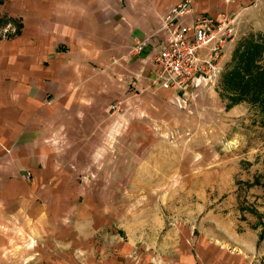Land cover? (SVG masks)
I'll use <instances>...</instances> for the list:
<instances>
[{"label": "crops", "instance_id": "crops-1", "mask_svg": "<svg viewBox=\"0 0 264 264\" xmlns=\"http://www.w3.org/2000/svg\"><path fill=\"white\" fill-rule=\"evenodd\" d=\"M180 1L0 0V238L8 229L32 238L28 264L64 263L73 252L60 244L112 223L102 192L124 189L129 147L187 125L151 68L162 18ZM257 2L190 0L175 29L196 13L241 15ZM199 90L216 105L212 90Z\"/></svg>", "mask_w": 264, "mask_h": 264}, {"label": "rangeland", "instance_id": "rangeland-1", "mask_svg": "<svg viewBox=\"0 0 264 264\" xmlns=\"http://www.w3.org/2000/svg\"><path fill=\"white\" fill-rule=\"evenodd\" d=\"M259 35L264 0L234 15L213 76L184 95L172 92L170 103L187 125L129 147L133 173L117 176L124 189L102 192L100 210L112 223L60 244L73 256L59 264H264V114L222 93L234 52ZM210 46L200 49L202 57ZM200 88L213 91L216 105L199 99ZM6 231L0 264L32 263L33 239Z\"/></svg>", "mask_w": 264, "mask_h": 264}, {"label": "built area", "instance_id": "built-area-1", "mask_svg": "<svg viewBox=\"0 0 264 264\" xmlns=\"http://www.w3.org/2000/svg\"><path fill=\"white\" fill-rule=\"evenodd\" d=\"M189 4L190 0H181L170 6L161 22L165 39L151 59L153 83L182 95L218 71L222 45L234 31V15L228 12L212 16L196 13L192 16V26L175 29L178 20L192 14ZM146 42H138L132 51L140 52ZM209 44V52L202 57L200 49ZM119 108L120 103L109 106L113 112Z\"/></svg>", "mask_w": 264, "mask_h": 264}, {"label": "trees", "instance_id": "trees-1", "mask_svg": "<svg viewBox=\"0 0 264 264\" xmlns=\"http://www.w3.org/2000/svg\"><path fill=\"white\" fill-rule=\"evenodd\" d=\"M223 81L227 86L222 92L224 95L257 104L264 114V35L251 37L236 49L232 68L225 73Z\"/></svg>", "mask_w": 264, "mask_h": 264}]
</instances>
